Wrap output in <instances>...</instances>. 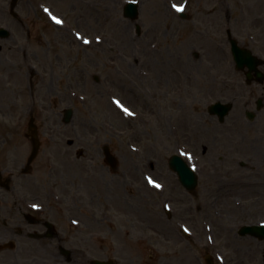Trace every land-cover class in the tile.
Listing matches in <instances>:
<instances>
[{
  "label": "rangeland",
  "instance_id": "obj_1",
  "mask_svg": "<svg viewBox=\"0 0 264 264\" xmlns=\"http://www.w3.org/2000/svg\"><path fill=\"white\" fill-rule=\"evenodd\" d=\"M45 1L52 3V10L64 17L48 19L39 13V20L30 14L26 22L27 61L18 64L11 56L9 91L0 96V144H5L3 152L7 153L14 175L11 185H20L17 175L31 155L28 125L32 116L40 145L32 161L31 181L45 176L49 167L65 164L64 154L70 142L75 143L72 153L91 143L93 152L100 154V148L106 145L118 161L116 170L99 165L91 172L95 176L104 175L109 186L111 179H115L116 186L121 190L128 188L139 202L151 197L144 179V174H149L163 181L172 193L173 187L176 188L178 194L173 193V200L178 208L187 207L188 203L200 207L203 227L211 223L218 236L231 239L241 225L264 220L254 210L250 214L246 210V138L254 137L252 128H246V94L245 99H239L232 91L221 92L216 88L222 75L237 84L243 80L244 71L236 70L230 61L212 66L198 60L194 62L196 65L183 62L188 52L195 50L184 36L190 30L184 32L183 22L171 9V3L178 4L180 0H140L135 22L119 12L127 0H87L86 7L81 0ZM214 4L205 3L203 7L214 11L218 9ZM201 8H195L191 1L188 14L201 15ZM233 15L238 16L236 9ZM46 58H56L61 63L69 59L65 67L70 59L76 67L82 60L89 61L85 95L71 97L68 86L77 79L65 78L63 67L50 66ZM146 69L153 73L150 79L143 80ZM184 70L192 72L197 81H190L187 91L179 93L177 85ZM148 88L152 89L153 98ZM165 89L169 92L159 94ZM244 93L243 90L241 96ZM232 100L234 109L223 124L207 114L209 104ZM66 110L72 111L68 123L64 122ZM236 114L240 115L238 122ZM192 116L198 118L197 127H191ZM194 130L200 136L193 138ZM223 133L226 135L222 140L216 138ZM226 137L230 141H223ZM172 155L212 159L218 170L228 166V162L223 164L219 159L236 155L233 160L236 171L222 178L220 174L209 177L197 167L198 186L195 193H190L181 188L175 175L166 171V161ZM93 180L96 177H92L91 184ZM153 194L158 201L164 196ZM261 212L264 213V205ZM256 243L249 244L250 248L246 242V264L256 260L262 264L258 250V255L253 253Z\"/></svg>",
  "mask_w": 264,
  "mask_h": 264
},
{
  "label": "flooded vegetation",
  "instance_id": "obj_2",
  "mask_svg": "<svg viewBox=\"0 0 264 264\" xmlns=\"http://www.w3.org/2000/svg\"><path fill=\"white\" fill-rule=\"evenodd\" d=\"M81 1L84 7L89 4L87 0ZM191 1L195 8L202 7L201 15H195V12L194 15L188 14ZM45 2L0 0V96L9 91L11 56L18 64L27 61L26 22L30 14L39 20V13L42 15L44 8L57 14L52 10L54 5ZM205 3H215L218 9H207L203 7ZM179 5L178 13L172 11L183 22L184 32L190 30L184 36L194 44L192 49L195 50L188 52V57L183 60L185 64L196 65L194 62L198 60L208 66L228 61L235 65L232 41L246 51V71L241 84H234V79L222 75L221 82L213 85L212 89L216 86L221 92L232 91L239 99H245L246 94V128H252L254 132L253 139L246 138V210L248 214L254 210L264 219L261 212L264 205V0H180ZM231 7L238 11V16L233 15ZM119 12L122 14L123 9ZM57 15L64 17L60 12ZM187 24L189 28H186ZM252 57L260 73L249 70ZM46 59L50 66L58 68L61 65L65 78L71 76L77 79L75 84L68 86L71 97L85 95L89 61L82 60L76 67L70 59L65 67L69 59L64 63L56 58ZM141 70L144 72L143 68ZM152 73L146 69L142 73L145 75L143 80L150 79ZM189 73L184 70L183 78L177 85L179 93L187 91L190 81H197L192 72ZM151 88L147 91L153 98ZM243 90L246 93L241 96ZM162 92L169 91L165 89L159 94ZM234 102H229L231 111ZM183 116L186 117L185 113ZM211 117L223 124L228 116L222 122L216 115ZM197 119L195 116L190 118L191 127H197ZM239 119L240 115L236 122ZM194 131L192 136L196 138L199 134ZM229 132L231 134V129ZM225 135H216V138L222 140ZM223 141L230 139L226 137ZM74 144L68 143L65 164L49 167L45 176L36 181H31L34 166L28 173L26 166H22L17 175L20 183L17 186L11 185L14 175H11L7 153L3 152L5 144H0V264H246V242L249 245L254 241L257 243L253 245V253L258 255L257 249L264 264V237L241 234L242 225L235 230L233 235L236 237L218 236L211 223L203 227L200 207L188 203L187 207L178 208L173 200L176 188L173 187V194L169 186L167 189L163 181L149 174H144V179L151 197L139 202L137 195L128 188L121 190L120 186H116L118 182L115 179H111L109 186L104 175L97 173L95 176V172H91L99 165L116 170L118 161L114 156L113 162H108L104 146L100 148V154L93 152L91 143L72 153ZM235 159L236 155L219 159L223 164L228 162L223 170H218L212 159L204 161L192 156L191 161L202 168L203 175L211 177L220 174L222 178L236 171L233 165ZM63 170L65 173H62ZM166 171L171 173L167 161ZM92 177H96L93 184ZM146 178L161 183V186L151 187ZM29 182L36 185L30 186ZM153 193L164 196L158 201ZM249 247L252 248V245ZM248 264H258V260Z\"/></svg>",
  "mask_w": 264,
  "mask_h": 264
},
{
  "label": "water",
  "instance_id": "obj_3",
  "mask_svg": "<svg viewBox=\"0 0 264 264\" xmlns=\"http://www.w3.org/2000/svg\"><path fill=\"white\" fill-rule=\"evenodd\" d=\"M137 15H138L137 5L135 3H127L125 6L124 17L129 18L132 21H134L136 20ZM233 51H234V57L236 61V68L239 70L244 69V67L246 66V63L243 60L242 52L236 46H234ZM255 67L256 65L254 64L249 66L250 70H254ZM229 108H230L229 106H223L220 103H216L209 108V112L211 114H218L220 117V120H222L223 117L229 111ZM69 120H70V114L67 113L65 116V122H68ZM32 141H35V139L33 138ZM111 159L112 158L108 156V160H111ZM169 164H170L171 169L177 174L179 182L184 187L188 189H193L196 186L195 174L189 169L188 165L180 157L176 155L172 156L170 158Z\"/></svg>",
  "mask_w": 264,
  "mask_h": 264
},
{
  "label": "bare ground",
  "instance_id": "obj_4",
  "mask_svg": "<svg viewBox=\"0 0 264 264\" xmlns=\"http://www.w3.org/2000/svg\"><path fill=\"white\" fill-rule=\"evenodd\" d=\"M210 141H212V140H210Z\"/></svg>",
  "mask_w": 264,
  "mask_h": 264
}]
</instances>
